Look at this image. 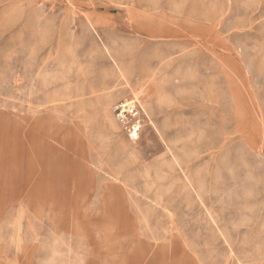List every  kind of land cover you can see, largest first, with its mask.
I'll return each instance as SVG.
<instances>
[{"label": "rangeland", "instance_id": "obj_1", "mask_svg": "<svg viewBox=\"0 0 264 264\" xmlns=\"http://www.w3.org/2000/svg\"><path fill=\"white\" fill-rule=\"evenodd\" d=\"M0 163V264H264V0H0ZM45 164L68 204L33 194Z\"/></svg>", "mask_w": 264, "mask_h": 264}, {"label": "crops", "instance_id": "obj_2", "mask_svg": "<svg viewBox=\"0 0 264 264\" xmlns=\"http://www.w3.org/2000/svg\"><path fill=\"white\" fill-rule=\"evenodd\" d=\"M69 174H60L56 175V177L44 176L41 172H37L32 178H37L38 181L33 187V194L41 198V196H47V200H49L50 204L53 207L64 206L68 204L64 199L63 195L65 190L67 189L66 181L71 178ZM80 177V176H79ZM17 179L13 180L16 181ZM78 190L80 193L88 194L90 191L89 186L80 185ZM5 187V177L0 174V204L1 198L3 194L1 190ZM14 193L9 194L13 196ZM108 198H114L120 205L123 210H125V201L122 200L121 196L115 189L105 187L103 189V199L102 206L106 210V204ZM69 244V242H66ZM61 244H64L62 242ZM67 249V248H66ZM37 257H41V255H37ZM44 259L47 262L52 261L53 264H147L145 259V254L142 253H99L95 254L92 257V254L89 253H79V252H71L67 249V252H47L44 255ZM50 264V263H48Z\"/></svg>", "mask_w": 264, "mask_h": 264}, {"label": "built area", "instance_id": "obj_3", "mask_svg": "<svg viewBox=\"0 0 264 264\" xmlns=\"http://www.w3.org/2000/svg\"><path fill=\"white\" fill-rule=\"evenodd\" d=\"M117 120L127 128L131 135H135L140 130V112L134 103H119L113 108Z\"/></svg>", "mask_w": 264, "mask_h": 264}, {"label": "bare ground", "instance_id": "obj_4", "mask_svg": "<svg viewBox=\"0 0 264 264\" xmlns=\"http://www.w3.org/2000/svg\"><path fill=\"white\" fill-rule=\"evenodd\" d=\"M19 129V137H20V141L22 142L23 144V147H24V144H25V138H24V134L22 133V127H18ZM33 130V131H32ZM32 130H30V133H29V139L28 141L30 142V145L32 144H38L39 141L36 140V136L34 135V131L37 130V131H40L42 132L43 134L47 135L48 137H51L52 139L55 140V137L52 135V134H47L46 132H44L43 130H41V127L39 126V123H36L34 124ZM132 135H130L131 137ZM58 138V137H57ZM66 143V142H65ZM47 160H45L44 162H46ZM59 161L60 162H64V158L63 157H60L59 158ZM69 161L65 159V162L64 164L65 165H68ZM47 166H44V169H45V175L46 176H49L50 174L49 173H52V169L50 168V165L48 164H45ZM0 166H1V163H0ZM48 168V169H47ZM1 170V169H0ZM106 210L112 212V213H117V214H120L123 212L122 210V206L120 205V203H118L116 200H114V198H108L107 200V204H106Z\"/></svg>", "mask_w": 264, "mask_h": 264}]
</instances>
